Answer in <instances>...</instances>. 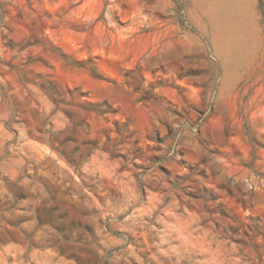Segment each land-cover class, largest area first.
<instances>
[{
	"label": "rangeland",
	"instance_id": "374dc122",
	"mask_svg": "<svg viewBox=\"0 0 264 264\" xmlns=\"http://www.w3.org/2000/svg\"><path fill=\"white\" fill-rule=\"evenodd\" d=\"M0 264H264V0H0Z\"/></svg>",
	"mask_w": 264,
	"mask_h": 264
}]
</instances>
